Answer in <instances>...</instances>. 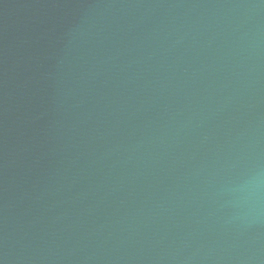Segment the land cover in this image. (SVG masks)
<instances>
[{
	"label": "water",
	"instance_id": "water-1",
	"mask_svg": "<svg viewBox=\"0 0 264 264\" xmlns=\"http://www.w3.org/2000/svg\"><path fill=\"white\" fill-rule=\"evenodd\" d=\"M0 264H264V0H0Z\"/></svg>",
	"mask_w": 264,
	"mask_h": 264
}]
</instances>
